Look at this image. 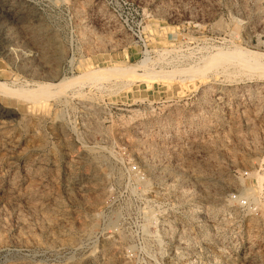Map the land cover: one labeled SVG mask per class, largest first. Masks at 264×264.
<instances>
[{
  "label": "rangeland",
  "instance_id": "obj_1",
  "mask_svg": "<svg viewBox=\"0 0 264 264\" xmlns=\"http://www.w3.org/2000/svg\"><path fill=\"white\" fill-rule=\"evenodd\" d=\"M0 84V264H264V0H0Z\"/></svg>",
  "mask_w": 264,
  "mask_h": 264
},
{
  "label": "bare ground",
  "instance_id": "obj_2",
  "mask_svg": "<svg viewBox=\"0 0 264 264\" xmlns=\"http://www.w3.org/2000/svg\"><path fill=\"white\" fill-rule=\"evenodd\" d=\"M102 72V71H101ZM100 73V72H99ZM101 74V73H100ZM98 76V72H92L91 74H89V76ZM66 82H72V81H75V80H78L77 78H72V79H64ZM71 80V81H70ZM0 86H2L1 84H0ZM42 93L45 95L47 92L46 91H42Z\"/></svg>",
  "mask_w": 264,
  "mask_h": 264
},
{
  "label": "built area",
  "instance_id": "obj_3",
  "mask_svg": "<svg viewBox=\"0 0 264 264\" xmlns=\"http://www.w3.org/2000/svg\"><path fill=\"white\" fill-rule=\"evenodd\" d=\"M263 161H264V158H263ZM233 198L236 199V200H238L240 203H243V204H246L247 203L246 200H242L241 198L237 197L236 194L233 195Z\"/></svg>",
  "mask_w": 264,
  "mask_h": 264
}]
</instances>
